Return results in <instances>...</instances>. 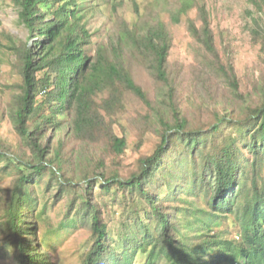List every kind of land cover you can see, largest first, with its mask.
<instances>
[{
	"label": "trees",
	"instance_id": "1",
	"mask_svg": "<svg viewBox=\"0 0 264 264\" xmlns=\"http://www.w3.org/2000/svg\"><path fill=\"white\" fill-rule=\"evenodd\" d=\"M246 1L263 56L264 0ZM10 2L27 37L0 33V259L60 264L50 200L88 233L77 264H264V74L239 75L205 0ZM181 26L197 64L170 61ZM131 132L158 142L127 163Z\"/></svg>",
	"mask_w": 264,
	"mask_h": 264
},
{
	"label": "rangeland",
	"instance_id": "2",
	"mask_svg": "<svg viewBox=\"0 0 264 264\" xmlns=\"http://www.w3.org/2000/svg\"><path fill=\"white\" fill-rule=\"evenodd\" d=\"M126 1L128 6H126L123 11L120 10V14L130 16L133 13V9L129 7L131 5L129 3L131 0ZM160 1L162 4L165 3V0ZM205 4L210 13L212 28L216 34L219 48L222 50L224 45L228 42L231 43L233 46V59L239 75L242 77L249 75L252 79H260L261 77H259V75L264 74V63L262 62L264 55H260L258 48L250 44L246 23L248 19L246 12L247 10H251L252 6L249 5L246 0H205ZM129 16L125 17L129 18ZM101 20L104 21L103 26L105 28H103V26L101 28L104 34L107 27H109L110 30L112 29L113 22L107 18H102ZM2 31L13 34L22 40L27 37L26 30L19 21V8L13 5L10 0H0V33ZM173 36L174 42L170 53V61L181 63L185 66L197 64L196 45L189 33L185 31L184 27L174 28ZM3 57L5 61L3 65L0 64V90L3 89L2 86L6 83H12V79L8 74L6 56ZM186 71H190V68L188 67ZM133 112L130 111L129 116L131 123L134 121ZM8 129L10 128L5 122L0 130V136L2 138H12ZM136 129H138L137 126ZM114 131L117 135L122 136L120 129L115 128ZM127 141L128 151L126 153V161L127 163H133L138 157V154H149L154 149L158 139L152 135H147L138 141L135 134L131 132V134L128 133ZM4 178L7 180L8 176H4ZM43 202L48 203V220L40 222V230L44 233H48L47 225L51 227L52 234L50 233L51 238L49 244L60 264H77L85 241L88 240V233L85 229L81 228L78 223L73 229L67 230L66 227L58 229L60 224L67 225L69 220V218L65 217V208L63 204L53 205L50 200H44ZM226 227L229 228L231 236H235L238 232V229L233 228L230 223L227 224ZM137 261L141 263L143 259L138 258ZM0 264H11V256L8 254L1 258Z\"/></svg>",
	"mask_w": 264,
	"mask_h": 264
}]
</instances>
